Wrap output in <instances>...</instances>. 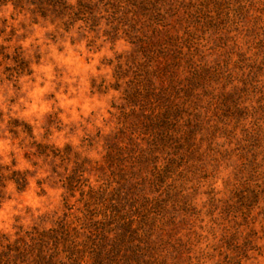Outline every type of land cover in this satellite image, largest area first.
Listing matches in <instances>:
<instances>
[{"label": "rangeland", "instance_id": "obj_1", "mask_svg": "<svg viewBox=\"0 0 264 264\" xmlns=\"http://www.w3.org/2000/svg\"><path fill=\"white\" fill-rule=\"evenodd\" d=\"M3 2L35 3L61 38L75 29L69 67L87 78L85 98L110 99L82 118L90 130L64 126L68 141L79 125L78 144H29L33 171L0 156L6 176L28 183L3 191L0 264H264V0H65L63 12L52 0ZM102 49L111 56L96 70L109 79L96 84L76 64ZM13 59L4 71L31 75ZM53 124L63 131L47 116L43 139ZM21 125L31 136L19 120L11 134ZM13 200L35 204L6 210Z\"/></svg>", "mask_w": 264, "mask_h": 264}, {"label": "clouds", "instance_id": "obj_2", "mask_svg": "<svg viewBox=\"0 0 264 264\" xmlns=\"http://www.w3.org/2000/svg\"><path fill=\"white\" fill-rule=\"evenodd\" d=\"M0 5H2L0 7V21H2L0 22V30H2L0 31V50H2L0 51V81H3L0 84V112L3 113L2 123H0V150H2L0 156L4 165H9L12 159H16L19 169L33 171L31 162L22 159L24 152L35 151L34 148L28 147L29 144L35 141L42 144H54L58 148H62L66 142L78 144L79 137L84 135L79 125L76 127L75 135L68 141L62 139L68 132V128L64 126L76 124L77 121L79 124H84L82 118H89V114L97 109L103 112L106 101L110 97L85 98L84 94L88 91L87 78L78 79L81 71L69 67L75 63L73 47H70L68 43L69 37H75V29L61 38L56 32L59 21L52 23L50 19L42 18L38 13L29 11L34 5L28 4L24 11L14 10L11 2L0 0ZM59 32L62 33L63 29L60 28ZM47 34L55 35V42ZM99 43L97 41V44ZM58 47L63 48L62 53L57 52ZM74 47L79 53L88 55L83 43H77ZM17 54L21 59L28 61L31 75L4 71L5 68H16L13 57ZM35 54L40 56L39 63H36L34 59ZM5 56L8 58L5 59ZM103 56L110 57L111 53L102 49L96 53L90 63L76 64V67L86 71L88 77L95 79L96 84H100L101 77L105 81L109 79L106 69L96 70L99 57ZM76 59L79 60L80 57L77 56ZM8 76H11L10 80L7 79ZM66 90L67 95H65ZM49 94L54 98H49ZM70 106H73V110H70ZM74 108H79L80 111L77 112ZM59 109L63 111H58ZM47 116H53L63 131L57 132L56 124H53L50 127L51 134L47 139H43V125ZM91 119L97 125L100 123L95 117ZM10 120L29 124L32 127V135L28 136L21 125L15 128L18 135L13 136L9 131ZM84 126L89 130L91 128L89 124ZM33 159L36 158L33 157ZM45 168L47 165L36 170V175L32 177L30 184L47 174ZM6 191L13 192L14 186L9 184ZM25 203L35 204V201L25 200L24 203H17L13 200L11 204L5 205V209L8 210L12 204H15L18 210H22ZM16 214V212H8L5 220L11 223L10 216ZM5 230H8L7 225Z\"/></svg>", "mask_w": 264, "mask_h": 264}, {"label": "trees", "instance_id": "obj_3", "mask_svg": "<svg viewBox=\"0 0 264 264\" xmlns=\"http://www.w3.org/2000/svg\"><path fill=\"white\" fill-rule=\"evenodd\" d=\"M52 2L54 3L53 5L61 12L68 9L65 0H52ZM32 5H35V3ZM39 10L42 14H44L42 7H39ZM8 170V168H5L0 164V203L3 200V191L6 189L8 182L14 183L19 192H23L28 184L27 179L23 175L18 174L16 171L12 172L11 176H6L5 172Z\"/></svg>", "mask_w": 264, "mask_h": 264}]
</instances>
